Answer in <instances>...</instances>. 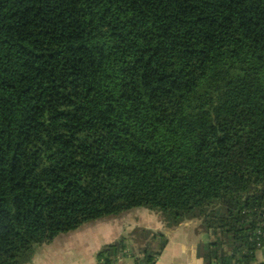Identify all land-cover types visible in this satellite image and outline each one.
<instances>
[{"label":"trees","instance_id":"1","mask_svg":"<svg viewBox=\"0 0 264 264\" xmlns=\"http://www.w3.org/2000/svg\"><path fill=\"white\" fill-rule=\"evenodd\" d=\"M136 209L264 264V0H0V264Z\"/></svg>","mask_w":264,"mask_h":264},{"label":"crops","instance_id":"2","mask_svg":"<svg viewBox=\"0 0 264 264\" xmlns=\"http://www.w3.org/2000/svg\"><path fill=\"white\" fill-rule=\"evenodd\" d=\"M147 220H158L160 224H165L166 228L172 229L169 224L162 223L158 215L144 209H136L118 217L88 223L72 233L60 235L49 245L37 247L29 264H96V254L102 247L121 237L130 236L138 228L153 233L149 221L147 225ZM192 222L189 221V224ZM177 231L180 229H173L164 234L167 246L156 264H200L197 260V247L205 241L200 240L201 242L190 247L183 232ZM125 261L123 260V264Z\"/></svg>","mask_w":264,"mask_h":264},{"label":"rangeland","instance_id":"3","mask_svg":"<svg viewBox=\"0 0 264 264\" xmlns=\"http://www.w3.org/2000/svg\"><path fill=\"white\" fill-rule=\"evenodd\" d=\"M148 221H149V224L151 225V230H153V233H156L158 235H164V234L168 233V231H170V230H173V229L176 230L177 228H179L180 231H177V232H179V233L183 232V234H184V236L186 238V242H189V244H190L189 246L190 247L194 243H198L200 240L201 241H205V242L207 240L206 236L203 235L202 230L200 228L201 227V224H202L200 220L193 221L191 224H189L188 221H184V222L178 223V224H176L174 226L170 225L172 229L166 228L165 227V224H160L158 222V220H157V222H155V220H153L152 222L150 220H147V225H148ZM196 226H197V228H196ZM136 230H139V229H136ZM193 235L196 238H194ZM142 238L143 237H139V238H136L134 240L130 239V240H127L126 243H127V245L131 246V248L136 253H138L139 252L138 251L139 249H142L143 250L144 247L147 245L146 243L145 244L143 243ZM149 242H150V244H151L152 247H155L156 246V243L155 242H153L151 240ZM125 264H132V260L126 259Z\"/></svg>","mask_w":264,"mask_h":264},{"label":"built area","instance_id":"4","mask_svg":"<svg viewBox=\"0 0 264 264\" xmlns=\"http://www.w3.org/2000/svg\"><path fill=\"white\" fill-rule=\"evenodd\" d=\"M256 236H257V237H261V236H262V233H261L260 231H257V232H256ZM123 260H124L123 257H119V258H118V263H119V264H123Z\"/></svg>","mask_w":264,"mask_h":264}]
</instances>
